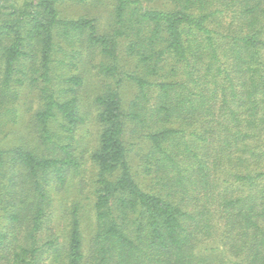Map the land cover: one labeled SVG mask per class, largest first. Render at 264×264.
<instances>
[{
	"label": "trees",
	"instance_id": "obj_1",
	"mask_svg": "<svg viewBox=\"0 0 264 264\" xmlns=\"http://www.w3.org/2000/svg\"><path fill=\"white\" fill-rule=\"evenodd\" d=\"M66 1L0 0V264H264V0Z\"/></svg>",
	"mask_w": 264,
	"mask_h": 264
},
{
	"label": "rangeland",
	"instance_id": "obj_2",
	"mask_svg": "<svg viewBox=\"0 0 264 264\" xmlns=\"http://www.w3.org/2000/svg\"><path fill=\"white\" fill-rule=\"evenodd\" d=\"M18 2V4H21L23 1L26 0H15ZM166 0H148L144 2V4L150 8H167L163 7ZM59 12L60 16L66 19H77L80 17H87L92 18L95 20L97 27L102 32L105 29V25L107 24L108 27V21L110 19V2L108 0H99V1H87L83 4L74 3L71 1L62 2L59 6ZM97 63V59L92 61V64L94 65ZM96 65V64H95ZM77 67L80 68V71L83 70V65H77ZM86 74L84 77L86 80H84L82 88L79 91V94L82 95L83 100L85 103H90L92 98L94 97L98 85H99V78L96 76L94 68H92L89 64L85 66ZM79 71L74 68L71 70L70 74H77ZM126 87H123V97L127 101L132 98V96L135 93L134 87H130L125 85ZM29 100H25L28 105L29 110H31L34 105L36 104L35 101H33V98H28ZM82 110H85V107L83 105ZM87 112H90L88 114V121L82 126V128L79 130L77 137H81V144L83 146V150L85 151V159H87L86 163L83 166L82 169V177L84 178V183L90 182V179H92L94 175V169L88 160L90 152L94 149L96 145V135H97V128L95 126V123L93 121V108H87ZM92 113V114H91ZM1 134V138H2ZM86 190H88V187H85ZM85 234H88V229L86 230ZM89 238V236H88ZM87 245V244H86ZM87 247V246H86Z\"/></svg>",
	"mask_w": 264,
	"mask_h": 264
}]
</instances>
